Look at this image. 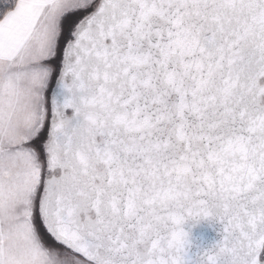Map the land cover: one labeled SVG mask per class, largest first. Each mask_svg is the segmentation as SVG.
Segmentation results:
<instances>
[{"label": "snow or ice", "instance_id": "6c2138e0", "mask_svg": "<svg viewBox=\"0 0 264 264\" xmlns=\"http://www.w3.org/2000/svg\"><path fill=\"white\" fill-rule=\"evenodd\" d=\"M0 264H264V0H0Z\"/></svg>", "mask_w": 264, "mask_h": 264}]
</instances>
